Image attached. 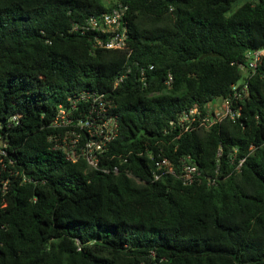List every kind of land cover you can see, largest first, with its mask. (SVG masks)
I'll return each mask as SVG.
<instances>
[{
    "label": "trees",
    "instance_id": "16d2710c",
    "mask_svg": "<svg viewBox=\"0 0 264 264\" xmlns=\"http://www.w3.org/2000/svg\"><path fill=\"white\" fill-rule=\"evenodd\" d=\"M107 1L0 0V264H264V58L234 122L162 135L246 79L245 54L264 47V0ZM116 4L129 55L95 46L109 34L72 30ZM88 89L112 90L118 136L98 158L117 174L48 141L58 107ZM161 147L205 176L219 164L216 183L152 180L145 149Z\"/></svg>",
    "mask_w": 264,
    "mask_h": 264
},
{
    "label": "built area",
    "instance_id": "2783aa9c",
    "mask_svg": "<svg viewBox=\"0 0 264 264\" xmlns=\"http://www.w3.org/2000/svg\"><path fill=\"white\" fill-rule=\"evenodd\" d=\"M127 7L116 4L110 10L101 13L99 16H89L85 24L74 25L72 30L81 35L90 31L106 33L110 36L102 40L94 36V44L97 47L106 49L125 51L129 55L127 47V27L125 21ZM264 58V47L249 51L245 54L244 65L242 69L246 71V79L231 86V93L218 99L220 103L210 102L204 114L197 107L183 110L178 116L169 122V127L165 129L163 136L174 133L171 140H176L183 132L190 131H209L215 124L223 120H234L240 116L241 106L237 104L236 108L232 103H238L248 97L249 89L247 80L255 73L257 67ZM152 66L149 67L151 69ZM143 76V75H141ZM124 79V76H117L113 82L114 89ZM143 81V78H141ZM172 84V76L168 75L164 81L166 87ZM112 90H84L73 97L67 99L66 107H58L55 117L50 127L53 130L48 136L51 149L62 153L66 160L76 163L83 159L94 169L100 170L105 174H117L119 168L117 165L99 167L98 155L107 154L110 143L118 136V120L112 113L114 103L112 101ZM12 121H16L14 116ZM153 145V144H152ZM156 146L165 145L164 139H157ZM3 147L5 145H2ZM253 149V148H252ZM149 159L152 161L150 169L151 178L159 181L166 175L177 178L182 186H190L205 182L208 186L214 185L218 178L219 164L214 167L213 175H203L202 171L195 164L190 155H184L178 158L177 163L172 162L163 154L162 147L156 154L148 148L145 149ZM236 149L230 153V163L235 164V170H239L245 161V158H236ZM141 154V153H139ZM0 155L5 152L0 147ZM217 156H221L219 150ZM113 156L110 157V159ZM126 159H121L120 163H126ZM129 177L130 173L127 174ZM5 184L4 181H2Z\"/></svg>",
    "mask_w": 264,
    "mask_h": 264
},
{
    "label": "rangeland",
    "instance_id": "374dc122",
    "mask_svg": "<svg viewBox=\"0 0 264 264\" xmlns=\"http://www.w3.org/2000/svg\"><path fill=\"white\" fill-rule=\"evenodd\" d=\"M104 4H105V6H109V7H111L112 6V3L110 4V2H108L107 0H104ZM246 71L245 70H242V73L244 74ZM214 104H217V103H220V101L219 100H214V102H213Z\"/></svg>",
    "mask_w": 264,
    "mask_h": 264
}]
</instances>
